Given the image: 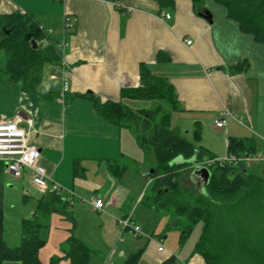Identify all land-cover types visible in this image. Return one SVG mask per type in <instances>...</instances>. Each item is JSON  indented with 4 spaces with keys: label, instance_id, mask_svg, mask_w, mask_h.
<instances>
[{
    "label": "crops",
    "instance_id": "1",
    "mask_svg": "<svg viewBox=\"0 0 264 264\" xmlns=\"http://www.w3.org/2000/svg\"><path fill=\"white\" fill-rule=\"evenodd\" d=\"M160 1L0 0V16L28 15L53 40L63 37L66 17L71 25L65 28L67 45L59 62L43 63L36 89H25L0 71V120H15L26 130L28 141L38 148V163L64 189L53 194L29 177L13 178L5 170L4 178L9 184L19 181L26 195L32 193L34 211L40 208L47 221L63 215L72 222L67 227L70 234L61 243L54 241L59 243V254L54 247L52 255L58 258L64 257L70 236L93 250L87 264H122L135 253L117 243L121 235L115 237L118 218L131 214L128 202L132 197L124 176L145 154L130 130L107 120L96 105L117 101L123 87H136L141 64L171 83L180 104L173 112L180 120L173 123L170 115L169 123L181 135L177 124L184 123L185 133L192 136L182 135L187 140L215 158L225 156L229 138L260 140L264 147V44L241 32L226 17L225 8L213 0H203L196 8L191 0ZM204 10L210 12L211 22L199 14ZM186 40L191 42L186 44ZM158 51L166 54V61H156ZM62 69L69 85L65 93L61 91ZM224 107L231 116L224 127L217 128L213 120ZM70 113L76 114L71 117ZM256 157L264 160L259 154ZM148 182L147 178L146 190ZM36 191L41 195L36 196ZM145 192L135 203H141ZM93 197L103 200V210L93 209L89 203ZM80 214L95 219L88 223V231L79 226ZM148 241L140 247H147ZM151 241L154 244L148 246L162 264L174 258L164 247L157 250L158 241ZM135 245L138 248L139 242ZM64 258L67 262L63 263L69 264ZM183 263L204 264L194 251Z\"/></svg>",
    "mask_w": 264,
    "mask_h": 264
},
{
    "label": "trees",
    "instance_id": "2",
    "mask_svg": "<svg viewBox=\"0 0 264 264\" xmlns=\"http://www.w3.org/2000/svg\"><path fill=\"white\" fill-rule=\"evenodd\" d=\"M213 1L225 8L226 17L235 21L241 32L250 34L256 42L264 44V0ZM191 2L196 8L203 0ZM3 25L5 29H2ZM6 30H9L8 33ZM57 43V40L47 37L28 15L16 12L0 16L1 73L9 81L20 82L25 89H36L43 63L57 64L60 60L61 51ZM155 59L164 62L167 56L163 51H158ZM131 102L136 104L131 105ZM96 108L107 120L129 129L143 153L153 156L146 172L148 193H144L141 202L146 199V205H152L161 214L181 218V239L195 222L201 220L199 239L193 251L204 264H264V223L260 222L254 229L247 222L232 219L223 230L212 235V213L206 209L210 202L220 200L234 210L235 205H244L264 197V178L249 171L245 163L238 160L239 157H252L256 148L254 140L229 138L226 154L234 155L237 160L220 165L217 158L187 140L170 125L171 113L180 108L175 91L165 76L151 72L144 64L140 65L136 87L121 88L117 101L106 100L98 103ZM194 153L199 162L206 157L204 165L210 172L205 192L199 194L195 191V197L182 186L181 181V175L191 164L171 162L178 155L189 158ZM113 168L116 171V167ZM3 184L4 164L0 162V264H43L38 257V249L44 243L40 206L31 216L21 219L16 245L8 246L3 240ZM213 195L220 197L214 199ZM65 242L64 257L68 258L69 264H87L93 250L73 236ZM138 254L139 251L129 254L122 264H135ZM172 259L170 256L163 263L171 264ZM53 261L47 264H54Z\"/></svg>",
    "mask_w": 264,
    "mask_h": 264
},
{
    "label": "rangeland",
    "instance_id": "3",
    "mask_svg": "<svg viewBox=\"0 0 264 264\" xmlns=\"http://www.w3.org/2000/svg\"><path fill=\"white\" fill-rule=\"evenodd\" d=\"M1 55L2 53L0 52V60L3 61ZM45 67H47V65H44V68ZM45 69L42 72L43 74L44 71H46ZM46 75H48V70ZM75 114L76 113H70L69 115L73 117ZM171 115L173 123L180 120L178 118L179 114H177L176 112L171 113ZM70 119L71 118L69 117L67 119V122H69ZM178 123L180 124L177 125H180L182 127V135H186L187 139H191V134L185 133V129L187 128V126H185V124L181 121H179ZM254 146L256 147L255 151L251 154L252 157L246 160L245 166L249 171H255V173L264 178V160L259 161V159L256 157L257 154H259L262 158L264 157V147L260 140L256 142L254 140ZM225 149L226 148L224 147V152ZM152 159V154L140 156V158L134 162V169L128 170L124 176L126 185L128 186L131 192L130 195L132 197L129 198L128 202L131 212L130 216L133 219V222L138 224V226L142 229V235L137 237L136 235L129 233L128 230H122V227L118 225V233L115 238H117L118 235H121V239L119 240L118 238L117 243L119 245H124L125 247H127V249H131V251H134L135 253L138 251V249H143L139 251L138 258L135 264H162L161 261L157 259L158 256L156 255L155 251H151L153 247L148 246L154 244L152 243L154 241L151 240L158 241L156 245L160 244L166 250H170L171 253L174 254V258L171 264H184L183 262L192 254L195 248V244L199 239L202 222L201 220L195 222L184 239H181V218L174 216L176 219H171L173 216L169 214H160L159 212H156L155 210H153L152 205L151 207H148L149 205H146L147 203L145 202H148L146 201V199H144L141 203H139L138 201H136L135 203V198H137L144 191H147V178L144 176V173L148 170L149 162L152 161ZM135 168L137 169L135 170ZM188 171L189 169L181 175L182 186L195 197L197 195L195 193L194 186L188 179ZM23 176L26 178L29 177L28 174H24ZM6 178H8V175L6 176ZM147 193L145 192L146 195ZM31 194L26 195V192L23 190L19 181L11 180L9 184L7 182V179L4 178L1 204L3 216L2 235L3 240L8 246L16 245L19 242L21 219L31 216L32 211L37 208L36 200L35 198H33V196L31 197ZM40 195L41 194L39 192L36 193V196ZM219 197V195H213L214 199H219ZM206 209L210 210L212 213L211 222L212 227L214 228V230L211 231L212 235L218 230H223L225 226L230 223V221L232 222V219H237L241 222H247L254 229L259 226L260 222L264 223V197H258V199H256L254 202L251 201L249 203H245L244 205H235L234 210L228 207L225 201L220 200L216 203L210 202L208 204V208ZM53 213L55 214L56 212H54L53 210ZM119 215L117 217H119ZM54 216L55 217H52L50 221H47L43 215H40V221L43 226L42 237L44 238V243L39 247L38 254L43 264L50 263L52 260H54V264H64L63 262H67V259L64 257L58 258V256L52 255V248L56 247L57 253L59 254L58 244L63 241L64 238L62 237L70 234V232L67 230V227L71 228L72 222H68V219H65L63 215ZM79 217L82 223L81 225H79L80 228H82L83 231H88L87 228L91 226L88 223L94 221L95 219L93 220L92 216L88 217L85 214H80ZM174 220L178 221L174 222ZM98 225L99 222H97V226ZM146 234H151V236H149V238H146ZM158 235L160 236V238ZM56 239L59 242L57 244L54 243ZM146 239L149 240L147 247L141 248L140 245L143 246ZM113 241L111 242V244L113 243ZM136 242H139L138 248H135ZM107 254L108 253L105 252V256H107ZM111 263L108 262L107 264ZM5 264L18 263L7 262Z\"/></svg>",
    "mask_w": 264,
    "mask_h": 264
},
{
    "label": "built area",
    "instance_id": "4",
    "mask_svg": "<svg viewBox=\"0 0 264 264\" xmlns=\"http://www.w3.org/2000/svg\"><path fill=\"white\" fill-rule=\"evenodd\" d=\"M165 18H169L168 14L164 15ZM65 28L71 26L69 19H64ZM65 28H62L63 37L58 41L57 46L62 52L66 47L67 42L65 39ZM191 41L186 40V44ZM68 80L63 75L62 69V84L61 91L65 93L68 89ZM231 116L230 110L224 107L219 115L213 120V125L217 128H222L226 125L227 117ZM26 130L17 124L15 120H0V162L4 164V170L12 177H22L25 172H28L30 181L50 193H57L63 190L58 183L54 182L48 172L42 165L38 163V148L35 144L31 143L27 139ZM250 157H239L238 160H242L244 163ZM219 164L230 163L236 161L237 158L234 155H227L223 158H217ZM69 193V190H66ZM70 202V200H69ZM90 205L97 211L103 210V200L98 197H93L89 200ZM118 224L122 227V230H128L129 233L134 235H141L140 227L135 224L129 215L118 218ZM157 250H163L162 245H157Z\"/></svg>",
    "mask_w": 264,
    "mask_h": 264
},
{
    "label": "water",
    "instance_id": "5",
    "mask_svg": "<svg viewBox=\"0 0 264 264\" xmlns=\"http://www.w3.org/2000/svg\"><path fill=\"white\" fill-rule=\"evenodd\" d=\"M202 15L208 22H211V14L207 10L202 11L199 13ZM2 29H5V26H2ZM9 30H6V33H8ZM32 46L35 47V42L32 41ZM203 161H197L196 159V153H194L189 158H183L182 156L178 155L174 157L171 162L173 163H189L191 164V170L188 173V179L194 186V190L202 194L205 192V185L208 183V180L210 178V172L207 168V166L204 165L205 161L207 160L206 157H203Z\"/></svg>",
    "mask_w": 264,
    "mask_h": 264
}]
</instances>
